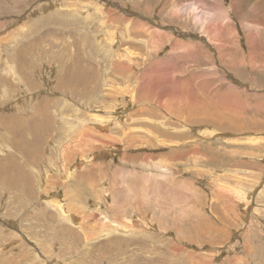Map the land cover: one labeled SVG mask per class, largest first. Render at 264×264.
Wrapping results in <instances>:
<instances>
[{"label":"rangeland","instance_id":"374dc122","mask_svg":"<svg viewBox=\"0 0 264 264\" xmlns=\"http://www.w3.org/2000/svg\"><path fill=\"white\" fill-rule=\"evenodd\" d=\"M0 25V264H264V147L248 139H264V0H0ZM104 78L143 96L124 102ZM165 79L219 119L158 109ZM183 100L168 107L187 115Z\"/></svg>","mask_w":264,"mask_h":264},{"label":"bare ground","instance_id":"6f19581e","mask_svg":"<svg viewBox=\"0 0 264 264\" xmlns=\"http://www.w3.org/2000/svg\"><path fill=\"white\" fill-rule=\"evenodd\" d=\"M146 7H147V5H146ZM149 7H152V6H149ZM185 8V7H184ZM149 9H151V8H149ZM192 10V9H191ZM150 11V10H149ZM181 11V10H180ZM207 12V11H206ZM53 14V13H52ZM199 15V14H198ZM197 15V16H198ZM49 16V15H48ZM51 16V15H50ZM196 16V17H197ZM54 17V16H53ZM181 17V16H180ZM200 16H198L197 17V19H200L199 18ZM225 18V17H224ZM211 19V18H210ZM215 20V19H214ZM206 22V21H205ZM1 26V25H0ZM216 27V26H215ZM253 27V26H252ZM251 27V28H252ZM257 28V27H256ZM222 30V29H221ZM161 32V31H160ZM162 33V32H161ZM126 37V36H125ZM17 38H18V36H17ZM218 38H219V35H218ZM41 40H43V39H41ZM121 40V39H120ZM10 43H11V41H10ZM9 43V44H10ZM112 44V43H111ZM6 46V45H5ZM126 49V48H125ZM115 50V49H114ZM117 50H118V48H117ZM127 50H129V49H127ZM121 51V50H120ZM119 51V52H120ZM111 52V51H110ZM113 53V52H112ZM130 53V52H129ZM132 54H133V52H132ZM135 54H137V53H135ZM109 55H111V54H109ZM179 55V54H178ZM177 55V56H178ZM113 56V55H112ZM119 56V58H117V59H115V60H117L116 62V64L119 66V67H122V66H125L124 65V61L123 60H121V59H123V58H126V59H128V61L129 62H134V60L132 59V57L130 58V55H129V57H127L126 55H118ZM132 56V55H131ZM134 56V55H133ZM176 56V57H177ZM184 56V55H183ZM110 57V56H109ZM113 59V58H112ZM111 59V60H112ZM173 60H174V58H173ZM176 61H177V59H176ZM112 62H115V61H113L112 60ZM137 62V61H136ZM169 62V61H168ZM76 63V62H75ZM171 63V62H170ZM115 64V65H116ZM155 64V63H154ZM126 65H129V63H126ZM177 65V64H176ZM163 66V65H162ZM168 66H169V64H168ZM131 67H135L134 65L133 66H131ZM177 67V66H176ZM176 67H174L173 66V68L175 69ZM163 68V67H162ZM161 68V66H160V69H162ZM173 68H171L172 70H173ZM126 69V68H125ZM131 69V68H130ZM179 69V68H178ZM112 70V69H111ZM119 70V69H118ZM117 70V71H118ZM167 70V71H166ZM166 70H165V73L166 72H168V69L166 68ZM175 70H177V69H175ZM180 70H181V68H180ZM126 71H128V70H126ZM174 72V71H173ZM128 73V72H127ZM160 73H162V72H160ZM170 73V72H169ZM172 73V72H171ZM171 73H170V75H171ZM70 74V73H69ZM87 74H89V73H87L86 72V75ZM111 74V73H110ZM122 74H124V73H122ZM147 74V73H146ZM164 74V73H163ZM167 74V73H166ZM85 74H82V75H80V77H79V79H80V81L82 82V83H84V81L87 79V78H92V76H86ZM132 75V74H131ZM130 75V76H131ZM144 75V74H143ZM159 75V74H158ZM70 76H72V78L74 77V74H70ZM129 76V77H130ZM157 76V75H156ZM160 76H162V75H160ZM114 77V76H113ZM116 77V76H115ZM159 77V76H158ZM162 77H164V76H162ZM161 77V78H162ZM166 77H168L169 78V76H166ZM172 77V76H171ZM137 79H139V77L137 76L136 77ZM142 78H143V76H142ZM142 78H140L141 80H142ZM160 78V77H159ZM164 79V78H163ZM171 79V78H170ZM183 79V78H182ZM109 79H106V78H104L103 79V85H105V86H107V87H110V88H113V89H111L112 90V92H113V94L115 95V93H117V94H121L122 96L125 94H131V97L132 98H137V97H140L141 98V96H143L142 94H140L141 92H139V93H136V86H133L132 87V89H129V85H127V87H125V88H119L118 86H116V85H114V84H111V83H107V81H108ZM157 80H160V79H158V78H156V77H152V75H151V73H149V74H147V76H146V79H145V81H140L138 84H137V86H143V87H146V85L148 84V85H156V81ZM175 80H176V78H175ZM179 80V79H178ZM186 80V79H185ZM177 81V80H176ZM183 81V80H182ZM142 82V83H141ZM161 82V81H160ZM179 82H180V80H179ZM184 82V81H183ZM115 83V82H114ZM177 83V82H176ZM168 85V87H165V85ZM179 84H182V83H178V84H175V83H172V80H170L169 82L165 79L162 83H161V86H162V88L164 87L165 88V90H161V88H159L160 90V94H161V96L159 97V99H157L156 100V102H155V105H156V107L158 108V109H163L165 112H171L172 114H174L175 116H177V117H179V118H183V119H186V118H188V120L190 119V118H194V119H196V118H198L199 120H203V119H205V120H207L208 118V116L209 115H212V117H214V119H219V114L221 115V111H219V112H217L216 111V108H210V109H208L207 108V105H205L206 106V108H204L205 110L203 111V110H201L202 112H200V113H196V114H190L191 112H192V110H193V107L194 106H196L195 104H196V102L198 101V99H197V96H196V93L197 92H195V90H193V89H189V87H188V89H184V88H179L178 86H179ZM184 84V83H183ZM182 84V85H183ZM191 84V83H190ZM149 86V88H154L153 86ZM184 85H186V84H184ZM194 85V84H193ZM204 86V85H203ZM104 87V86H103ZM120 87H122L121 85H120ZM142 87V88H143ZM157 88V87H156ZM202 88V87H201ZM139 89V88H138ZM147 89V87L145 88V91H147L146 90ZM151 89H150V91H151ZM155 89V88H154ZM153 90V89H152ZM5 91V90H4ZM149 91V90H148ZM156 91V90H155ZM106 92H108V91H106ZM152 92V91H151ZM153 92H154V90H153ZM90 93V92H89ZM96 93H98V91H96ZM100 93V92H99ZM158 93V88H157V91H156V93L155 94H157ZM83 94V93H82ZM91 94V93H90ZM94 94V93H93ZM30 95V94H29ZM94 95H96V94H94ZM120 95V96H121ZM158 95V94H157ZM86 96V95H85ZM98 96V95H97ZM152 96H153V94H152ZM200 97V96H199ZM222 97H224V96H222ZM122 98H124V99H122L124 102L127 100L126 99V97L125 96H123ZM170 98L171 99H175V101L177 100V101H182L183 99H187L188 101H189V107H190V112H189V110H186V111H188L189 112V114H187L188 112H186V114L187 115H185V114H183V113H181V112H179V111H172V110H170V108L168 107V105L169 104H171L170 103ZM226 98H229V97H226ZM30 99V98H29ZM83 99H85V98H83ZM82 99V100H83ZM90 99V98H89ZM92 99H94L95 101H96V98L95 97H92ZM224 99V98H223ZM223 99H221V97L219 98V101L221 102ZM27 100V99H26ZM144 100H146V99H144ZM203 100H204V98H203ZM225 100V99H224ZM224 100L221 102V103H223L224 102ZM90 101V100H89ZM89 101H86V99H85V102H88L89 103ZM100 101V100H99ZM102 101V100H101ZM115 101V100H114ZM146 101H148V100H146ZM184 101V100H183ZM206 101H208V100H206ZM217 101V100H216ZM149 102V101H148ZM201 102V101H200ZM200 102L198 101L197 103H199L200 104ZM212 102V101H211ZM93 103H95V102H93ZM106 103V102H105ZM122 103V102H121ZM185 103V102H184ZM187 103V102H186ZM185 103V104H186ZM205 102H203V104H204ZM207 103V102H206ZM205 103V104H206ZM209 103V102H208ZM220 103V104H221ZM43 104H45V103H43ZM92 104V103H91ZM98 104V103H97ZM102 104V103H101ZM135 104V103H134ZM174 104V103H173ZM198 104V105H199ZM202 104V105H203ZM212 103H210L209 105H211ZM215 104V103H214ZM214 104H212V105H214ZM216 104H217V102H216ZM219 104V103H218ZM217 104V105H218ZM70 105V104H69ZM114 105H116V102H114ZM177 105V104H176ZM201 105V106H202ZM226 105V104H225ZM122 106V105H121ZM124 106V105H123ZM200 106V107H201ZM218 106H220V105H218ZM224 106V104L222 105V107ZM101 107V106H100ZM146 107V106H145ZM211 107V106H210ZM221 107V106H220ZM221 107V108H222ZM33 108V107H32ZM90 108V107H89ZM141 108V107H140ZM146 108H149L150 110H152L153 109V111L152 112H155V109L156 108H154V107H146ZM183 108V107H182ZM224 108H226V106H224ZM46 109V108H45ZM115 109V108H114ZM126 109V108H125ZM149 109H145V110H149ZM201 108H199V110H200ZM203 109V108H202ZM223 109V108H222ZM42 110V109H41ZM194 110H198V109H194ZM193 110V111H194ZM226 111H227V108L225 109ZM45 111V110H44ZM212 111V112H211ZM46 112V111H45ZM139 112V111H138ZM150 112V111H149ZM214 112V113H213ZM217 112V113H216ZM43 113V112H42ZM91 113V112H90ZM101 113V112H100ZM157 113V112H156ZM210 113V114H209ZM213 113V114H212ZM219 113V114H218ZM224 112H222V114H223ZM47 114V113H46ZM94 115V119L93 120H96V121H98V122H100L101 123V127H103V129L104 128H106L105 127V125L106 126H108V124H110V123H108L109 121H106L105 122V120L104 119H101V118H103L99 113L98 114H96L95 112L94 113H91V115ZM109 114V113H108ZM204 115V117L203 118H199L198 116H196V115ZM225 114H226V112H225ZM4 115V114H3ZM119 115V114H118ZM153 115V114H152ZM227 115H229V114H227ZM226 115V116H227ZM7 116V115H6ZM6 116H3L2 118H4V121H3V123H5L7 120H8V117H7V120H6ZM193 116V117H192ZM234 116V115H233ZM91 117V116H90ZM108 117H110V116H108ZM114 117V116H113ZM113 117H110V118H113ZM201 117V116H200ZM225 116H224V114H223V118H224ZM115 118H117V116L115 117ZM119 118V117H118ZM142 118V117H141ZM79 121H81L79 118H77ZM144 119V118H143ZM142 119V120H143ZM197 119V120H198ZM236 119V118H235ZM89 120V119H88ZM146 120V119H145ZM149 120V119H148ZM187 120V121H188ZM83 122L84 121H86V119H83L82 120ZM147 121V120H146ZM155 121V120H154ZM160 121V120H159ZM92 122V121H91ZM95 122V121H94ZM157 122V121H156ZM155 122V124H157ZM208 122H210V121H208ZM207 122V123H208ZM219 122V121H218ZM217 122V123H218ZM12 123H13V118H11L10 117V120L9 121H7V124H6V127L9 129V131H10V128H11V126H12ZM114 124H116L115 122H113ZM120 123V122H119ZM123 123V122H122ZM160 123H164L165 124V121H160ZM204 123H206V122H204ZM212 123V122H211ZM223 123H225V122H223ZM0 124H2V123H0ZM96 124V123H95ZM99 124V123H98ZM213 124H215L214 122H213ZM212 124V125H213ZM35 125V122L32 124V126L31 127H35L34 126ZM40 125V124H39ZM68 125V124H67ZM110 125H112V124H110ZM163 125V124H162ZM161 125V126H162ZM218 125V124H217ZM97 126V125H96ZM115 126V125H114ZM130 126H132V125H130ZM142 126V125H141ZM211 126V125H210ZM209 126V128H211ZM213 126H216V125H213ZM109 127V126H108ZM108 127H107V130H109L108 129ZM167 127V126H166ZM169 127V126H168ZM98 127H96V129H97ZM137 128H140V127H137ZM143 128V130H144V127L142 126L140 129H142ZM153 128V127H152ZM157 128V127H156ZM163 128V127H162ZM205 129V128H203L202 127V130L203 129H205V130H203V132H204V134H207V135H211V136H219V131L220 130H229V131H233V132H239L240 130H241V128H239L237 125H226V124H220L219 126H218V128L220 129V130H218L217 131V129H215V131H213V128H211V129ZM72 129V128H71ZM102 129V130H103ZM154 129V128H153ZM167 129V128H166ZM170 129V128H169ZM262 129V128H261ZM15 130V129H14ZM155 130V129H154ZM157 130V129H156ZM165 130V129H164ZM163 130V131H164ZM246 130V129H245ZM257 130V129H256ZM260 130V129H259ZM16 131V130H15ZM131 131V130H130ZM145 131V130H144ZM147 131V130H146ZM159 131V130H158ZM161 131H162V129H161ZM171 131V130H170ZM258 131V130H257ZM1 132V131H0ZM5 132H7V131H5ZM93 132V131H92ZM111 132V131H110ZM129 132V131H128ZM167 132H169V131H167ZM82 133L83 134H85V135H88L89 134V130L88 129H86V128H84V130H82ZM95 133V132H94ZM130 133V132H129ZM136 133V132H135ZM12 134H13V132H12ZM81 134V133H80ZM111 134V133H110ZM125 134H127V132H125ZM131 134V133H130ZM136 135V134H135ZM227 135V134H226ZM3 136V135H2ZM89 136H93V138L92 139H96L95 140V142L98 140L97 138H95V136L94 135H89ZM103 136H106V135H103ZM241 137V136H240ZM135 138H137V136L135 137ZM218 138V137H217ZM91 139V140H92ZM104 139V138H103ZM233 139V138H232ZM249 140H251V142H253V143H259V142H261L259 145H261V147H264V139L262 138V137H258V136H254V137H250V138H248ZM80 140V139H79ZM234 140V139H233ZM57 141V138L55 139V142ZM81 141V140H80ZM58 142V141H57ZM105 142H107V140L105 141ZM249 142V141H248ZM58 143H60V142H58ZM70 143V142H69ZM113 143V142H112ZM111 143V144H112ZM79 144V143H78ZM102 144V143H101ZM108 144V143H107ZM110 144V145H111ZM5 146L4 147V149L3 148H0V156H2L3 154H6V153H9V149L7 148V146L4 144V141H3V143H2V146ZM52 145V144H51ZM57 145V144H56ZM80 145V144H79ZM84 145V144H83ZM82 145V146H83ZM94 145V144H93ZM236 145V144H235ZM53 147H54V145H52ZM198 146V145H197ZM193 147L194 149V151L196 152L197 150H198V147ZM236 146H240L241 148L242 147H246V148H249L250 147V144L249 143H247V144H242L241 145V143H240V145L238 144V145H236ZM56 147V146H55ZM84 147V146H83ZM94 147V146H93ZM99 147V146H98ZM206 148H211L209 145L206 147ZM58 149V148H57ZM200 149H201V147H200ZM263 149V148H262ZM88 150V149H87ZM90 151V150H89ZM240 151V150H239ZM191 152V151H190ZM197 152H199V150L197 151ZM92 153V152H91ZM94 155V154H93ZM7 156V155H6ZM11 157H12V155H11ZM91 157V156H90ZM13 159H14V157H12ZM201 158V157H200ZM51 159V158H50ZM49 160V159H48ZM92 160V159H91ZM13 162H14V160H13ZM88 161H87V157H85L84 155H83V159H81V163L84 165V163H85V166H86V163H87ZM98 163V162H97ZM89 164H90V161H89ZM99 164H101V163H99ZM82 165V166H83ZM98 165V164H97ZM96 165V166H97ZM33 166H35V165H33ZM60 168V167H59ZM90 168V167H89ZM88 169V168H87ZM262 169H263V167H262ZM261 169V170H262ZM8 170V169H7ZM40 170V169H39ZM6 172V171H5ZM47 173V172H46ZM68 175H66L65 177H66V179H64L63 178V181H67L68 180V178H70V176L72 175V173L71 172H68L67 173ZM13 175V174H12ZM4 177V176H3ZM64 177V176H63ZM84 177V176H83ZM5 178V177H4ZM2 179V178H1ZM0 179V180H1ZM15 180V179H14ZM3 181V180H2ZM17 181V180H16ZM15 181V182H16ZM7 182V181H6ZM1 191V190H0ZM1 193H2V191H1ZM47 194V193H46ZM250 194H252V193H250ZM244 195V192L242 193V195L240 196L241 198H245L246 196H243ZM245 195H247V194H245ZM249 195V194H248ZM1 196V195H0ZM9 195H7V197H8ZM251 197V196H250ZM1 200V199H0ZM47 200V199H46ZM2 201V200H1ZM7 201V200H6ZM249 201H251V199H249ZM248 202V201H247ZM8 203V202H7ZM49 205H50V207H52V208H54V209H56L57 210V213H56V215L58 214L61 218H63V219H65V217H66V213H65V211H64V208L60 205V203L57 201V200H48V202H47ZM68 203V202H67ZM47 204V205H48ZM9 206V205H8ZM55 210V211H56ZM54 211V210H53ZM5 216V215H4ZM2 218V217H1ZM54 218V217H53ZM69 222H71L72 220H73V218L72 217H70V216H68L67 218H66ZM52 220V219H51ZM5 221V220H4ZM9 222H10V220H8ZM40 222V221H39ZM64 222H66L65 220H64ZM49 223V222H48ZM2 224V223H1ZM0 224V225H1ZM11 225V224H10ZM4 226V225H3ZM53 226H55L56 228H57V224H55V225H53ZM8 227V226H7ZM62 227V228H61ZM62 229V231L61 232H58V235H57V237L59 236V234H60V236L61 237H63L62 236V234L64 235V237L66 238V237H71V238H73V241H68V243L65 245V247H68V248H75V241H76V237H77V234H76V232H74L72 229H70V228H68V227H65V226H63V225H59V229ZM54 231H55V229H54ZM57 232V231H56ZM9 233V232H8ZM13 234V233H12ZM20 234V233H19ZM84 234V233H83ZM5 236V235H4ZM135 237V236H134ZM134 237H132V238H134ZM26 238H28V237H26ZM17 239H18V237H17ZM16 239V240H17ZM49 240H56L57 241V239H56V236H53V235H51V237H49L48 238ZM79 240H81V239H79ZM10 241V240H9ZM21 241V240H20ZM27 241V240H26ZM23 243L25 244V241H23ZM78 242L76 241V244H77ZM79 243H81L80 241H79ZM87 246V245H86ZM89 246V245H88ZM110 246H113V247H115V244L113 243V244H111ZM14 251V250H13ZM5 253V252H4ZM101 255L102 256H104V253H101ZM117 255V254H116ZM115 255V256H116ZM119 255H121V253L120 254H118V256ZM57 256V254L56 255H50L49 257H46L45 258V261H51V260H48L47 258H52V260L54 261V259H55V257ZM24 257H29V259H30V263L31 264H40L39 262H35L32 258H31V256H29V255H27V252H25L24 253ZM58 257V256H57ZM114 257V256H113ZM119 258V257H118ZM57 259V258H56ZM264 259V258H263ZM14 260H17V258H14ZM115 260H117V259H115ZM134 261V260H133ZM9 264H13V262L12 261H7ZM27 262V261H26ZM55 262H57V261H55ZM264 262V261H263ZM53 263V262H52ZM56 264V263H55Z\"/></svg>","mask_w":264,"mask_h":264}]
</instances>
